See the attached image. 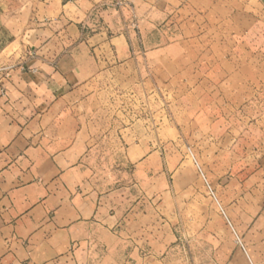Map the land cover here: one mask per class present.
Here are the masks:
<instances>
[{
    "label": "crops",
    "instance_id": "obj_1",
    "mask_svg": "<svg viewBox=\"0 0 264 264\" xmlns=\"http://www.w3.org/2000/svg\"><path fill=\"white\" fill-rule=\"evenodd\" d=\"M109 1L34 0L26 9L28 0H0V264H95V229L116 238L120 221L99 217L85 179L76 120L97 80L136 50L155 54L156 83L181 72L191 96L231 99L234 112L264 91V42L255 40L264 36V0H123L121 16L103 8ZM94 9L101 20L84 36ZM69 122L76 134L66 133Z\"/></svg>",
    "mask_w": 264,
    "mask_h": 264
},
{
    "label": "rangeland",
    "instance_id": "obj_2",
    "mask_svg": "<svg viewBox=\"0 0 264 264\" xmlns=\"http://www.w3.org/2000/svg\"><path fill=\"white\" fill-rule=\"evenodd\" d=\"M125 4L110 0L103 8L121 16ZM98 20L94 9L84 36ZM147 52L136 50L131 63L106 70L76 120L99 217L108 212L120 221L111 240L95 229V264H138L141 256L160 264H264V91L234 112L231 99L191 96L181 72L156 83V56ZM74 126L69 122L68 135Z\"/></svg>",
    "mask_w": 264,
    "mask_h": 264
}]
</instances>
